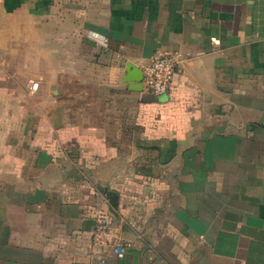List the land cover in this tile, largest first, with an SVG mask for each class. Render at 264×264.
I'll return each instance as SVG.
<instances>
[{"label":"crops","instance_id":"1","mask_svg":"<svg viewBox=\"0 0 264 264\" xmlns=\"http://www.w3.org/2000/svg\"><path fill=\"white\" fill-rule=\"evenodd\" d=\"M0 264H264V0H0Z\"/></svg>","mask_w":264,"mask_h":264},{"label":"built area","instance_id":"2","mask_svg":"<svg viewBox=\"0 0 264 264\" xmlns=\"http://www.w3.org/2000/svg\"><path fill=\"white\" fill-rule=\"evenodd\" d=\"M179 53L176 51H163L154 53L142 70L143 89L155 96L168 92L173 75L178 64ZM37 82H31L35 89ZM92 243L96 246L108 247L111 253L121 256L124 247L115 241L113 228L104 215L96 217L91 231Z\"/></svg>","mask_w":264,"mask_h":264},{"label":"water","instance_id":"3","mask_svg":"<svg viewBox=\"0 0 264 264\" xmlns=\"http://www.w3.org/2000/svg\"><path fill=\"white\" fill-rule=\"evenodd\" d=\"M129 79L132 80V82H134V84H136V85L132 86L133 88L142 89V78H141V76H139V77H131Z\"/></svg>","mask_w":264,"mask_h":264},{"label":"rangeland","instance_id":"4","mask_svg":"<svg viewBox=\"0 0 264 264\" xmlns=\"http://www.w3.org/2000/svg\"><path fill=\"white\" fill-rule=\"evenodd\" d=\"M30 76L33 77L32 75L29 74V78H30Z\"/></svg>","mask_w":264,"mask_h":264},{"label":"trees","instance_id":"5","mask_svg":"<svg viewBox=\"0 0 264 264\" xmlns=\"http://www.w3.org/2000/svg\"><path fill=\"white\" fill-rule=\"evenodd\" d=\"M150 93V92H149Z\"/></svg>","mask_w":264,"mask_h":264}]
</instances>
